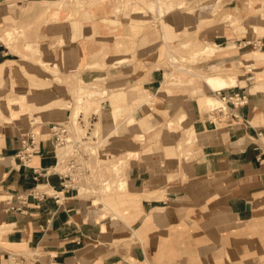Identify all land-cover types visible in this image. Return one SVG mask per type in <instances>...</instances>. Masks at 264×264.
I'll list each match as a JSON object with an SVG mask.
<instances>
[{
    "label": "crops",
    "instance_id": "obj_1",
    "mask_svg": "<svg viewBox=\"0 0 264 264\" xmlns=\"http://www.w3.org/2000/svg\"><path fill=\"white\" fill-rule=\"evenodd\" d=\"M221 1L197 12L192 0H0V26L31 24L26 42L39 50L24 57L0 37V264H15V252L28 264H264V79L244 70L213 90L171 60L212 45L203 65L228 71L232 43L264 54V24L250 29L264 0ZM42 63L61 78L101 79L105 115L96 122L109 143L100 151L107 165L131 152L124 190L77 192L50 172V124L70 117L63 107L75 86ZM236 92L244 104L206 110L208 95ZM18 98L26 103L8 119L2 108ZM34 124L41 152L25 166L16 153ZM190 131L202 138L187 143ZM33 188L44 198H18Z\"/></svg>",
    "mask_w": 264,
    "mask_h": 264
},
{
    "label": "rangeland",
    "instance_id": "obj_2",
    "mask_svg": "<svg viewBox=\"0 0 264 264\" xmlns=\"http://www.w3.org/2000/svg\"><path fill=\"white\" fill-rule=\"evenodd\" d=\"M207 1L210 0H192V8L193 11H195L197 9L198 12V8L199 6H206ZM215 1H219V3L215 4V7H220L222 5V1L221 0H215ZM179 3H183V2H179ZM17 6V5H15ZM172 6V5H171ZM176 5H173L172 7H175ZM20 10H23L22 8ZM13 14H14V9L12 10ZM163 13V12H161ZM264 15V14H262ZM254 23V27L250 28L251 30H255L257 31L258 34L261 33V31H259V29L257 28V25L260 24H264V17L263 16H259L257 18V20H252ZM233 22V21H231ZM14 27L11 28L9 27V29L12 30V32L15 33V31H17L14 35L12 33V35L8 38V45L10 43V47L12 52L18 53L22 56H24L25 52H32V57H34L33 55L36 54L37 51H39L38 49H34L29 43H27L26 41L29 39V33L26 31V28L29 29L31 28V24H29V26L22 24H19V21H14L13 23ZM16 26V28H15ZM264 27V26H262ZM1 28H3L1 26ZM15 28V30H14ZM20 28V29H18ZM22 29V30H21ZM0 29V33H1ZM22 31V34H21ZM20 32V34L18 33ZM14 37V38H13ZM12 40V42L9 40ZM4 40V39H3ZM21 41H23L24 43H22V47L20 46ZM209 46V45H208ZM205 46L202 49H206ZM242 46V45H241ZM26 48L27 51L24 52V49ZM202 49H198V50H202ZM217 49L215 50H208V52H204L202 54H200L199 56L196 57V59L194 60V58H192L191 60H184L183 57L179 54H177L176 52L174 53V56H176L175 60H172V65L173 67H181L184 68L186 70H190L194 73H198L200 74V76H202V79L205 78V82H206V78L209 75L212 74H221L222 76L227 77V74H231L229 77H234L232 79H230L229 81V85L230 84H235L237 83V77L241 74H243L244 70H251L254 75H255V81L259 82V80L264 79V54H258V55H254V53H258L256 52L255 48H251L249 45H247L246 47H241L239 48L236 44L232 43L231 46L228 47V50L231 54H235L237 55L236 57H232L231 61L236 60L235 63L231 64V70H221L220 69H213L212 67L206 66L207 64L203 65V62H205L207 59L211 58V56L216 52ZM25 57V56H24ZM35 62L37 61L34 58H30L29 57V61ZM207 62V61H206ZM42 65L44 66L45 69H47L50 73H54L55 75V81L60 82V83H68L72 86H75L74 89H72L69 93V95H67V97L69 96L70 100H67V102H65L64 105V110L67 109V107L70 105V111L71 115L70 117H66L65 120L61 121V122H71V121H77L79 118V115H82V118L84 120V124L86 127L90 128L91 136L94 137L96 136V140L97 142L93 141V139H90V143L92 145H88V152L90 153V158L91 160L88 159L87 161V165L89 167V173L87 174V176L85 177V180L83 182V187L81 188V192L82 193H87V194H97V195H104L106 193H110V192H117V191H122L126 188V186L124 184H121V179H125V169L128 166V158L127 157H131V154H128L127 157L123 156V155H115L114 156V160L111 161L110 164H106L105 161H103V155L100 151L101 145H107L109 143L108 140H103V135L104 133L102 132V125H101V121L96 122L98 119V117H100V115H105L102 114L101 111V94L102 93V84H101V79L99 77H96L94 80H92L91 82H84L83 78H81L78 74L75 75L74 79L71 77H63L61 78L58 74H59V70L56 67H53L51 64H44L42 63ZM195 65H199L198 69L195 68ZM207 67V68H206ZM261 67V68H260ZM96 68H100L99 65L96 66ZM174 70V68H173ZM168 76V75H167ZM172 76V75H171ZM169 77V76H168ZM175 77V76H174ZM70 80V81H69ZM105 81V79H104ZM173 81H175V79H173ZM194 82V81H192ZM83 88V89H82ZM93 89V90H92ZM260 89H264L263 87ZM84 90V91H83ZM87 92V93H86ZM91 92V93H90ZM107 92V91H106ZM86 94V95H85ZM215 97V96H214ZM24 96L21 97V99H23ZM215 98H219L220 97H215ZM77 99H80V101L78 102ZM69 101V103H68ZM218 101V100H217ZM14 105H11L13 107V109H15V107L20 106V104H25V101H20V98H18L17 100H15ZM74 102V103H73ZM219 102V101H218ZM17 104V105H15ZM92 104V107H90ZM88 108H86L87 106ZM85 106V107H84ZM76 107V108H74ZM84 107V108H83ZM97 107H100L99 109ZM116 107V106H115ZM216 107H220L222 109H224L225 111H227V105L225 103L224 100H222V102L217 105H211L208 108H206V110H212ZM97 108V109H96ZM3 111L5 114L8 113V115L10 116V107L8 105V108H5V106H3ZM27 109V108H26ZM88 109V110H87ZM114 113L117 112L119 113V116L121 117L122 112L121 109L118 107L113 108ZM82 111V112H81ZM27 112H29V115L33 118V112H31L29 110V108L27 109ZM80 112V113H79ZM86 112V113H85ZM95 112V113H94ZM97 113V114H96ZM95 116H97L95 118ZM119 117V119H120ZM77 118V119H76ZM114 118V115H113ZM33 122H41L40 119H34ZM115 123V128H118V122H113ZM35 127H33L34 131L36 132V124H34ZM114 128V129H115ZM116 128V129H117ZM75 129L78 132L81 131H85L81 129V125L78 123L77 125H75ZM119 129V128H118ZM189 136H191V139L189 141V143L191 144L192 142H194L196 140V134L194 131H190L187 134V140L189 138ZM188 142V141H187ZM104 163V165L102 164ZM103 166L105 167L103 169ZM116 179V180H115ZM119 180V181H118ZM86 181V182H85ZM113 181H116V183ZM86 183V184H84ZM119 184V185H117Z\"/></svg>",
    "mask_w": 264,
    "mask_h": 264
},
{
    "label": "built area",
    "instance_id": "obj_3",
    "mask_svg": "<svg viewBox=\"0 0 264 264\" xmlns=\"http://www.w3.org/2000/svg\"><path fill=\"white\" fill-rule=\"evenodd\" d=\"M222 99L226 104L232 101L236 106L246 102V95L240 92L230 93L224 94ZM211 111L226 114V111L220 107H216ZM78 123L81 125V129L85 131L78 132L75 129V125ZM50 130L52 132L54 149L57 151L56 164L50 172L59 175L60 184L63 188L76 190L78 192L79 188L83 185L85 177L89 173L87 161L90 158V154L87 148L88 145H92L90 139L95 141L96 138L95 136H91L90 128L85 126L81 114L77 121L51 123ZM21 142L22 144L16 153V158L20 164L29 166L34 154L41 152L37 133L31 130L28 131L22 137ZM46 172L47 170H45V173ZM45 194L46 192L33 188L29 193L21 195L18 198L26 203L30 197L42 199ZM53 196L58 198L57 194ZM7 258H10L15 264H28L23 263L24 256L16 252L8 254ZM21 261L22 263H20Z\"/></svg>",
    "mask_w": 264,
    "mask_h": 264
},
{
    "label": "bare ground",
    "instance_id": "obj_4",
    "mask_svg": "<svg viewBox=\"0 0 264 264\" xmlns=\"http://www.w3.org/2000/svg\"><path fill=\"white\" fill-rule=\"evenodd\" d=\"M178 5V4H177ZM176 5V6H177ZM150 8H152L151 6H149ZM140 8V7H139ZM117 9V8H116ZM154 9V8H153ZM261 16H263L264 17V15H260V17ZM259 17V16H258ZM257 20V16H255V17H253V20ZM248 25V24H247ZM14 27V25H12V28ZM11 28V29H12ZM15 28H16V26H15ZM15 28H14V30H15ZM26 28V27H25ZM0 29H2L1 30V33H0V37H1V39H2V36H3V38H4V36H5V38H7L6 40H7V43H8V38L12 35V33H13V35L17 32V31H15V33L14 32H12V30L11 29H9V28H1V26H0ZM18 29H20V28H18ZM22 30V29H21ZM19 34H20V32H18ZM21 34H22V31H21ZM12 35V36H13ZM14 38V37H13ZM13 38L11 39V40H9V42L11 41L12 42V40H13ZM5 39L2 41V42H4L5 43V41H6ZM7 43H5V45L7 44ZM9 45H10V43H9ZM208 46V45H207ZM210 49H212V50H215V49H217L216 47H214V46H212V45H209L208 47H206V49H202V50H197V51H195L192 55H190V56H182L183 57V59L184 60H191L192 58H194V60L196 59V57L197 56H199L200 54H202V53H204V52H208V50H210ZM104 55V54H103ZM176 59V56H174V55H172V60H175ZM121 60V59H120ZM118 61V60H117ZM192 61V60H191ZM9 68V67H8ZM229 80H230V77H225V76H222V75H217V74H212V75H209V76H207V78H206V84L208 85V86H210L211 88H213V90L214 89H221V88H225V87H228L229 86ZM83 89V88H82ZM93 90V89H92ZM84 91V90H83ZM87 93V92H86ZM91 93V92H90ZM86 95V94H85ZM4 97V96H3ZM221 103L222 102V100L223 99H219V98H215L214 96H211V95H208L207 97H206V108H208L209 106H211V105H217V104H219V102ZM77 101L79 102L80 101V99H77ZM101 101V100H100ZM13 103H15V100L14 101H12L11 100V102L10 103H8V105H11V104H13ZM17 103V102H16ZM85 106H87V105H85ZM84 106V107H85ZM10 107V118H8V119H12L14 116H17V114L19 113V111H15L11 106H9ZM83 107V108H84ZM90 107H92V104H91V106ZM103 107V106H102ZM64 108V107H63ZM71 107H70V105L67 107V109H70ZM74 108H76V107H74ZM86 108H88V106L86 107ZM98 109L100 108V107H97ZM96 108V109H97ZM114 108H116V107H114ZM126 108V107H125ZM128 108V107H127ZM89 109V108H88ZM87 109V110H88ZM117 109H118V107H117ZM121 109V108H120ZM114 110L115 109H113L112 110V112H111V120L113 121V122H117L118 120H119V113H117V112H115L114 113ZM126 110V109H125ZM21 111H24V109L22 108L21 109ZM129 111V110H128ZM72 112V111H71ZM82 112V111H81ZM80 113V112H79ZM86 113V112H85ZM97 114V113H96ZM113 115H114V118H113ZM8 116V115H7ZM41 117V116H40ZM36 119V118H35ZM77 119V118H76ZM129 119H131V118H129ZM135 120V119H134ZM133 120V121H134ZM130 122V121H129ZM131 124V123H130ZM130 124H129V126H130ZM135 124V123H134ZM134 124H132V125H134ZM137 125H138V123H137ZM136 126V125H135ZM134 126V127H135ZM137 127V126H136ZM135 127V128H136ZM138 127H139V125H138ZM117 128V127H116ZM132 128V127H131ZM134 129V128H133ZM196 140L195 141H197V140H199L198 138H200V136L198 137V135H196ZM202 138V137H201ZM200 138V139H201ZM190 139H191V136H189V138H188V142L187 143H189V141H190ZM194 141V142H195ZM129 153V152H128ZM129 154H131V152L129 153ZM131 156V155H130ZM116 180V179H115ZM119 181V180H118ZM121 184H126V179H121ZM114 182L116 183V181H113V183L112 184H114ZM82 188V187H81Z\"/></svg>",
    "mask_w": 264,
    "mask_h": 264
}]
</instances>
